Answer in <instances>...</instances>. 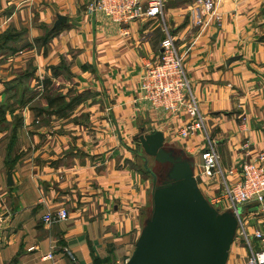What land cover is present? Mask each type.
I'll use <instances>...</instances> for the list:
<instances>
[{
    "label": "crops",
    "instance_id": "obj_1",
    "mask_svg": "<svg viewBox=\"0 0 264 264\" xmlns=\"http://www.w3.org/2000/svg\"><path fill=\"white\" fill-rule=\"evenodd\" d=\"M177 1L168 3L169 25L165 17L120 27L91 12L94 0H0V35L23 26L30 30L32 42L44 35L38 24L48 27L57 15L67 17L66 27L50 41L46 54L35 47L15 61L34 57L37 72L47 78L53 77V67L67 65L74 89L105 98L103 113L101 105H89L91 101L83 105L86 113H93V124L104 129L93 127L92 136L84 134L81 140L86 143H78L77 151H55V168L23 167L28 162L25 151L13 153V160L20 155L18 163L11 155L0 154V209L8 212L0 264H97L112 250L116 254L130 250L147 220L143 217L150 200L152 205L148 181L133 168V156L122 144L137 127L148 129L147 134L161 131L171 149L194 159L197 173L208 138L215 142L224 172L264 153V0H223L222 26L205 33L185 20L184 8L170 6ZM165 25L181 52L192 48L184 68L190 92L207 119L205 137L181 139L179 130L191 121L190 115L155 112L141 100L140 76L160 58ZM231 58L237 59L228 66ZM112 119L114 131L109 125ZM93 136L98 144H93ZM8 171L14 181L10 187ZM202 180L205 194L220 193V180ZM41 182L54 186L55 193L43 194ZM65 205L71 210L67 223L44 224L46 214L66 209ZM50 253L55 260L45 261Z\"/></svg>",
    "mask_w": 264,
    "mask_h": 264
},
{
    "label": "rangeland",
    "instance_id": "obj_2",
    "mask_svg": "<svg viewBox=\"0 0 264 264\" xmlns=\"http://www.w3.org/2000/svg\"><path fill=\"white\" fill-rule=\"evenodd\" d=\"M170 6L184 8V10L187 8L185 0L177 1L170 4ZM181 13L185 15V11ZM165 17L169 25L171 17L167 15V11L165 12ZM183 17H186L185 20L188 19V16ZM32 25L35 26L34 23ZM38 25L42 28L44 34L42 37H45L48 34V30L54 27V22L48 27L41 24ZM7 33L14 34V39L5 42L4 36ZM29 38L30 30L23 26L20 29L10 28L0 35V57L4 55L0 61V154L2 156L6 154L9 157L11 155L12 159L14 152L25 151L24 156L26 157L25 159H28V162L23 167L34 164L42 167L45 164H50V167L55 168L57 161L55 151H75L78 148V143H86V140H81L85 138H83L84 134L89 136L94 134L93 127L104 129L103 126L96 127L93 124V113L90 111L86 113L84 110L87 111V109L83 105L91 101L89 105H101L100 109L103 113L104 108L102 107H104L105 98L95 93H83L74 89L70 83L69 75L71 74L69 73L57 78H53L51 73L50 76L52 78H48L50 79L49 84L44 85L47 77L44 74L40 76L39 71L37 72L38 68L36 69L33 65L34 57L31 58L26 55L16 61L14 59V57L35 47L37 49L34 50L40 51L41 43H36V40L30 42ZM12 75L15 78L8 82V77ZM114 121L112 119V122H109L112 131L116 130ZM148 132V129L142 130L137 127L130 138L123 140L122 144L124 151L131 152L135 161L133 168L142 172L144 178L148 181L149 192H152L154 181L150 172H156V169H159V164L156 163L153 157L145 154L141 145L140 136L148 135ZM202 135L206 136L205 133H202ZM93 137L95 138L93 139V144H98L97 138ZM117 142H115V145H118ZM169 142H171V138ZM166 146L170 148V145L167 144ZM17 155L14 160L12 159V162L18 163L20 155L19 157ZM27 170L26 173H28ZM197 171L194 170L198 176V183L202 185L204 181L200 177V170L199 173ZM24 175L26 176L25 172L23 173ZM36 180L38 181V179ZM40 184L43 194L48 196L52 191L55 193L56 188L54 186L52 187V185L45 182ZM59 197H56L53 202ZM63 207L66 208L70 217L69 212L71 210L69 206L65 205ZM151 208L150 200L149 212L144 215V219L148 218ZM248 210L242 214L247 224L252 222V219H256L254 215L256 212L250 217ZM247 227L249 226L247 225ZM138 239L139 237L132 239V248L130 250L126 252L120 251L118 254L112 250L105 261H98L97 264H126L135 250ZM250 242L257 250H264V245L257 242L253 237L250 238ZM248 254L247 242L241 235L237 234L230 251L229 263L238 264L239 262V264H246Z\"/></svg>",
    "mask_w": 264,
    "mask_h": 264
},
{
    "label": "built area",
    "instance_id": "obj_3",
    "mask_svg": "<svg viewBox=\"0 0 264 264\" xmlns=\"http://www.w3.org/2000/svg\"><path fill=\"white\" fill-rule=\"evenodd\" d=\"M169 2L171 0H94L91 12L102 14L113 24L123 27L141 21L165 20ZM222 7L223 0H193L186 9L188 21L200 33L216 30L223 24ZM163 31L166 37L162 41L159 60L149 64L140 76L141 100L155 112L160 111L169 116L190 115L191 121L179 130L181 139L194 138L202 133L208 135L207 119L190 92V81L184 68V59L192 48L187 47L181 52L177 38L166 25ZM128 34L125 31V35ZM208 141L209 145L200 153V177L207 182L220 180L221 191L218 195L205 194L204 183H198L199 187L214 208L221 212L231 210L236 214L239 222L237 234L244 238L249 249L246 264H264V250H257L250 242L253 237L264 245V153L255 160L224 172L219 165L220 157L215 142L209 138ZM227 176H234V181H229ZM195 177L198 180L197 174ZM242 207H249L250 217L256 212V219L251 218L252 222L247 224L242 214H239ZM69 219L66 209H58L46 214L43 222L51 227ZM6 222L7 214L0 209V242ZM44 260L54 261V253L48 254Z\"/></svg>",
    "mask_w": 264,
    "mask_h": 264
},
{
    "label": "water",
    "instance_id": "obj_4",
    "mask_svg": "<svg viewBox=\"0 0 264 264\" xmlns=\"http://www.w3.org/2000/svg\"><path fill=\"white\" fill-rule=\"evenodd\" d=\"M66 23V16L57 15L54 28ZM140 142L159 169L151 172L152 208L126 264H227L239 226L236 214L209 203L195 177L194 159L167 148L161 131L140 136ZM7 185H14L11 171Z\"/></svg>",
    "mask_w": 264,
    "mask_h": 264
},
{
    "label": "trees",
    "instance_id": "obj_5",
    "mask_svg": "<svg viewBox=\"0 0 264 264\" xmlns=\"http://www.w3.org/2000/svg\"><path fill=\"white\" fill-rule=\"evenodd\" d=\"M193 2V0H185V3L187 4V6L191 5ZM66 27V24H62L56 28L52 27L51 29L48 30V34L45 37H40L36 39V43H41V47L43 48L46 54L48 52V45L50 43L51 40H53L55 37H57L60 32ZM15 37L14 34H10L7 33L4 36V41H11L13 40ZM52 74H53V78H57L61 75H65V73H70V69L67 65H61L60 67H53L52 68ZM50 79L46 78V80L44 81V85L49 84ZM151 173V172H150Z\"/></svg>",
    "mask_w": 264,
    "mask_h": 264
},
{
    "label": "bare ground",
    "instance_id": "obj_6",
    "mask_svg": "<svg viewBox=\"0 0 264 264\" xmlns=\"http://www.w3.org/2000/svg\"><path fill=\"white\" fill-rule=\"evenodd\" d=\"M233 245V244H232ZM232 248V247H231Z\"/></svg>",
    "mask_w": 264,
    "mask_h": 264
}]
</instances>
